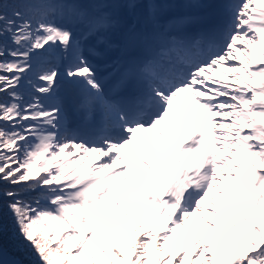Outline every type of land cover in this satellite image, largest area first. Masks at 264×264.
I'll return each instance as SVG.
<instances>
[{"label": "snow or ice", "instance_id": "obj_1", "mask_svg": "<svg viewBox=\"0 0 264 264\" xmlns=\"http://www.w3.org/2000/svg\"><path fill=\"white\" fill-rule=\"evenodd\" d=\"M0 264H264V0H0Z\"/></svg>", "mask_w": 264, "mask_h": 264}]
</instances>
